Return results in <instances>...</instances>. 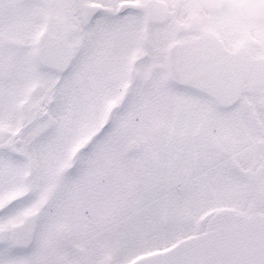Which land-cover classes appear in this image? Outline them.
Wrapping results in <instances>:
<instances>
[{"label":"snow or ice","instance_id":"snow-or-ice-1","mask_svg":"<svg viewBox=\"0 0 264 264\" xmlns=\"http://www.w3.org/2000/svg\"><path fill=\"white\" fill-rule=\"evenodd\" d=\"M0 264H264V28L0 0Z\"/></svg>","mask_w":264,"mask_h":264},{"label":"flooded vegetation","instance_id":"flooded-vegetation-1","mask_svg":"<svg viewBox=\"0 0 264 264\" xmlns=\"http://www.w3.org/2000/svg\"><path fill=\"white\" fill-rule=\"evenodd\" d=\"M246 9L240 13H247L251 20H246L239 14V8L245 3H249ZM206 15V18H222L225 16H232L245 23L252 24L254 27L259 26L264 28V19L260 18L254 13L253 5H264V0H198ZM257 17L256 20L255 18ZM251 39L255 40V34H252Z\"/></svg>","mask_w":264,"mask_h":264},{"label":"water","instance_id":"water-1","mask_svg":"<svg viewBox=\"0 0 264 264\" xmlns=\"http://www.w3.org/2000/svg\"><path fill=\"white\" fill-rule=\"evenodd\" d=\"M250 3L251 2L245 3L244 5L241 6V8H239V14L241 15L242 18H244L246 20H251V18L248 17L247 13H240V12L244 11L246 9L247 5ZM252 18H255V20H256L257 17H252Z\"/></svg>","mask_w":264,"mask_h":264},{"label":"rangeland","instance_id":"rangeland-1","mask_svg":"<svg viewBox=\"0 0 264 264\" xmlns=\"http://www.w3.org/2000/svg\"><path fill=\"white\" fill-rule=\"evenodd\" d=\"M255 27L260 28L259 26H255ZM253 34H255V33H253Z\"/></svg>","mask_w":264,"mask_h":264}]
</instances>
